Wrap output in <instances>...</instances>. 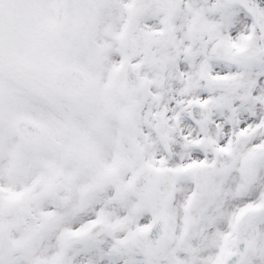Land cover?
Returning a JSON list of instances; mask_svg holds the SVG:
<instances>
[{"label":"snow or ice","instance_id":"obj_1","mask_svg":"<svg viewBox=\"0 0 264 264\" xmlns=\"http://www.w3.org/2000/svg\"><path fill=\"white\" fill-rule=\"evenodd\" d=\"M0 264H264V0H0Z\"/></svg>","mask_w":264,"mask_h":264}]
</instances>
